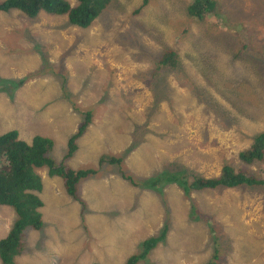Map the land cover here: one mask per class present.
<instances>
[{"label": "rangeland", "instance_id": "rangeland-1", "mask_svg": "<svg viewBox=\"0 0 264 264\" xmlns=\"http://www.w3.org/2000/svg\"><path fill=\"white\" fill-rule=\"evenodd\" d=\"M119 1L123 12L111 15L104 9L84 28L70 24L65 13L45 12L34 20L18 9L0 11V78L10 79L11 85L13 77H30L15 88L13 100L0 87V119L11 116L16 125L10 128L24 141L35 133L51 138L48 156L58 163L68 136L89 110L91 125L78 139L73 157L64 162L67 167L97 166L101 152L128 151L133 128L146 121L144 139L120 163L135 178L184 166L216 176L225 162L239 171L238 153L251 145L255 131L264 129V0H216L221 12L198 23H183L184 7L191 0ZM120 18L121 28L131 24L132 32H117L116 46L111 45L110 27ZM161 43L179 52L182 69L159 76L152 92L133 74L152 66ZM70 45L73 52L60 61L58 56ZM46 59L58 63L41 69ZM65 74L72 86L68 97L60 86ZM77 85L83 90L79 96L72 93L79 91ZM166 85L170 93L165 99L158 93ZM258 163H244L249 164L247 175L259 173L264 182V165ZM98 169L81 178L78 189L84 200L79 201L65 196L45 170H38L45 178L38 193L40 212L46 215L41 229L26 227L19 236L9 232L13 209L0 206V240L18 243L14 264H119L143 250L139 238L159 228L165 204L177 220L191 205L192 215L203 209L204 222H220L213 224V232L222 264H264V186L191 191L186 203L175 183L157 189L163 192L160 198L158 191L124 180L118 166L104 162ZM183 218L182 213L179 221L186 229L183 237L173 239L176 249L168 264H180L181 259L204 264L211 250L200 235L202 221ZM230 226L232 237L225 230ZM229 241L236 252L228 250ZM158 255V249L155 254L150 249L136 264H162Z\"/></svg>", "mask_w": 264, "mask_h": 264}, {"label": "trees", "instance_id": "trees-1", "mask_svg": "<svg viewBox=\"0 0 264 264\" xmlns=\"http://www.w3.org/2000/svg\"><path fill=\"white\" fill-rule=\"evenodd\" d=\"M147 1L148 0H142L143 3H146ZM216 6V0H191L184 7V12L187 16L195 19V21H198L203 20L204 16L207 14H219L221 11L216 9ZM40 8L56 14L65 13L68 16L70 24L80 26L82 28L89 26L104 9L108 10L111 15H113L114 11H124L119 0H76L74 5H71L67 0H0L1 11L6 12L10 9H18L32 19H35L38 14L37 10ZM127 17L128 20H130V16L127 15ZM121 19L122 18L117 20L118 22L115 26H111L113 22H110L111 31H109V36L111 35L112 40H110L109 43L111 45L116 46V42L118 41L117 32H122L124 30L132 32L131 24L130 28H121L123 22L120 21ZM108 27V25L105 26L106 29ZM15 33H22V31L19 32V30H15ZM31 35L29 40L32 36L36 39H40L35 33L32 36ZM135 36L136 34H134L132 38L134 39ZM24 37L28 39V34L26 32ZM128 43L131 46L132 42L128 41ZM40 44L43 46L42 41ZM156 49L158 50V56L153 61L152 66H149L150 68H138L133 74L134 78L144 82L146 86L152 90V92H155V88L161 80L159 76L165 75L166 71H181L182 69L180 54L174 47L161 43V45L156 47ZM72 52L73 50L70 45L69 51L67 49L65 52L61 53L60 56H58V59L60 61H64L62 60L63 56ZM57 63L58 61L51 63L46 59L41 66V69H45L44 65L52 66ZM47 69L48 68L45 70ZM19 78L20 77H13L11 79V85L9 84L10 79L0 78L1 93L5 97H9L13 100L17 91L15 88L23 84V81L26 82L30 77L25 75L24 79ZM62 80L64 86V82L68 80L67 74H65V79ZM79 93L80 92L76 93V95ZM169 93L170 86L166 85L158 94H162L166 99ZM204 106L206 107L205 104ZM210 110H213V108H210ZM82 117L83 118L79 123L77 130L68 136L66 151L63 155V159L70 157L74 153L77 147L75 142L76 139L85 133L92 121V114L89 110H86L82 114ZM146 124V121H144L140 125L138 124L133 128L134 134L131 143H129L130 149L128 151H124L118 155L113 154L112 152H101L98 159L99 165L101 166L102 163L105 162L118 166V172L124 180H128L134 187L158 191L160 198L163 195V192L157 189H159L162 185L165 186L169 183L177 184L180 189L184 191L186 198H188V195H190L189 192L191 191H200L204 189L224 190L231 187L236 188L238 186H264L263 176L259 173L256 175H247L249 164H244L252 163L251 165H259L258 161L261 160L264 165V129L255 131L252 136L251 145L242 149L238 153V158L241 164L239 171H237L231 163L225 162L220 169V173L216 176L205 177L201 173L190 170L184 166L178 167V170H172L165 174L153 171L149 173L147 177L135 178L133 174L126 172L120 163L125 159L128 152L132 150L138 142L144 139L142 128ZM51 146L52 141L50 139L39 135L34 136L30 144L16 141L15 133L13 131H8L0 136V157H3L2 154H4L8 159L6 168H1L0 164V206L8 205L12 207L14 215L9 232L16 231L18 236L26 227H35L37 229L42 228L43 222L40 220V212L38 209L43 205V203L36 194V192L41 190L42 182L40 175L36 173L35 168H46L49 175L56 174L62 176L65 180L66 192L74 198L76 197L75 193L79 183L78 180L84 177L87 178L91 174L95 173V170H93L91 166H86L84 169L72 170L70 167H65L63 161L56 163L47 155V151L51 148ZM253 169L251 168V170ZM248 189L251 190L250 188ZM160 200L162 201V199ZM165 205L167 206V204ZM166 206L164 209L165 212L169 210ZM208 227L212 234V242L216 245L218 240L214 236V226L212 224H208ZM168 231V226L164 224L162 225L158 235H149L142 239L140 245L143 247V250L137 254L132 253V255L127 256L122 264H136L138 260L143 257V255L145 256L149 252L150 249H155L154 247L158 242L164 240ZM17 246L18 243L14 239L8 238L4 241L0 240V262L2 264H14L13 259L16 255H18V250L14 252ZM217 258L218 255L216 254V249L213 248L212 255L206 264H214V259Z\"/></svg>", "mask_w": 264, "mask_h": 264}, {"label": "clouds", "instance_id": "clouds-1", "mask_svg": "<svg viewBox=\"0 0 264 264\" xmlns=\"http://www.w3.org/2000/svg\"><path fill=\"white\" fill-rule=\"evenodd\" d=\"M1 11V10H0ZM1 12H3V11H1ZM22 12V11H21ZM37 12H38V14H37V16L35 17V19H37L38 18V15H40V14H45V12L46 13H49V14H51V12H48V11H46L45 9H43V8H40L39 10H37ZM4 13V12H3ZM23 13V12H22ZM25 14V13H24ZM52 14H56V13H52ZM26 15V14H25ZM206 16V15H205ZM205 16H204V18H205ZM31 18V17H30ZM34 19V20H35ZM183 19V23H185L184 22V20L185 19H188V20H192V21H194L195 23H198V22H201L202 20H198V21H195V19H193V18H191V17H189V16H187V17H183L182 18ZM187 27H189V26H187V24H186V27L182 30L183 31V33H185V31H186V28ZM194 27V25H191L190 26V28H193ZM32 35L34 34V33H31ZM35 34H37V33H35ZM35 38V37H34ZM36 39V38H35ZM52 76V75H51ZM60 86H61V88H62V90H63V92H65V96L66 97H68V96H70L69 95V93H70V90L69 89H72V86H71V84H70V82H68V80L66 81V82H64V86H63V81H61L60 82ZM76 89H79V91H77V92H72V93H74V94H76V93H78V92H80L79 94H81L82 93V91H80V87L77 85V87H76ZM16 95H18L17 94V92L15 93ZM79 94L77 95V96H79ZM3 95V94H2ZM4 96V95H3ZM5 97V96H4ZM15 105L17 106V102L15 103ZM83 118V117H82ZM16 125V122L13 120V118L10 116V117H8L7 115H4V116H2L1 117V119H0V136H2V134H4V133H6V132H8V131H13L14 133H15V140L16 141H20V142H25V143H27V144H30L31 143V140H32V138L34 137V136H36V135H39V136H42V137H45V138H48V139H50L51 141H52V146H51V148H53V145H54V141L51 139V138H49V137H46V136H43V135H41V134H39V133H35L32 137H31V139H30V141H24L23 139H21L20 137H19V135H18V132H17V130L16 129H14V128H10V127H12V126H15ZM90 125H91V123H90ZM89 125V126H90ZM156 127V126H155ZM89 128V127H88ZM87 128V129H88ZM156 129H157V127H156ZM74 132V131H73ZM86 132V131H85ZM71 134V133H70ZM85 134V133H84ZM83 134V135H84ZM82 135V136H83ZM81 137V136H80ZM80 137H78L77 139H76V145H78V139L80 138ZM68 139V138H67ZM66 143H67V140H66ZM78 147V146H77ZM77 147H76V149H77ZM51 148L48 150V151H50L51 150ZM63 148V147H62ZM62 148H61V154L60 155H62L61 156V158L59 159V161H58V163L59 162H61V161H63V163L66 161V160H68V159H70L71 157H73V154L70 156V157H68V158H66V159H63V155H64V153H65V151H66V145H65V151L62 153ZM48 151H47V155H48ZM76 151V150H75ZM74 151V152H75ZM3 155V157L6 159V161H5V159L3 158V157H0V164H1V168H6L7 167V163H8V159L6 158V155H4V154H2ZM51 158V157H50ZM52 159V158H51ZM90 162H91V160H90ZM64 166H65V164H64ZM86 166H91L92 168H93V170H95V174H96V172H100V170L98 169L99 167H100V165H99V161H98V165L97 166H93V165H91V164H87V165H83V167H77V168H74V167H72V166H69L70 168H72V170H76V169H84V167H86ZM110 166H112L111 164H110ZM65 167H67V166H65ZM68 167V168H69ZM38 170H45L46 171V173H47V177H48V179H49V181L51 180H54L55 181V185H59L61 188H63L65 191V196H68L69 198L71 197V199H73V200H75V201H79V200H84V198L81 196V194H80V192H79V189H78V185H77V191H76V193H75V198L73 197V196H71V195H69L67 192H66V189H65V180L63 179V177L62 176H60V175H56V174H54V175H49L48 174V172H47V169L46 168H35V171H36V173H38L39 175H40V178H41V182H42V186H43V181L42 180H44L45 178L43 177V175L42 174H40L39 172H38ZM92 175V174H91ZM91 175L89 176V177H91ZM80 180H81V178L78 180V182H80ZM79 184V183H78ZM232 188V187H231ZM231 188H227V189H231ZM234 188V187H233ZM227 189H224V190H227ZM41 190H42V188H41ZM41 190L40 191H38V192H36V194L38 195V193H40L41 192ZM191 195V194H190ZM39 197V196H38ZM40 198V197H39ZM40 200L42 201V199L40 198ZM184 201L187 203L188 201H189V199L188 198H186L185 197V199H184ZM42 203H43V201H42ZM167 208H168V206H166ZM190 207H191V205L190 206H187L186 207V210L184 211V212H182L184 215H185V218H183L182 220H186V219H190V218H192L193 216L194 217H198L201 221H202V233L200 234L201 236H205V243L206 244H208L209 246H210V250H211V253H210V255L205 259V263L204 264H206L207 263V261L209 260V258L211 257V255H212V252H213V248H215L216 249V254L218 255V258L217 259H214V264H222V256L220 255V250H218L219 248H220V243H219V241L217 242V244L216 245H214L213 244V242H212V234H211V232H210V229H209V227H208V224H214V223H220V222H217L216 221V219L213 221V222H211V220H209V222H207V221H203V220H205L207 217H206V214L203 212V209H201L200 210V212L198 213V214H196V215H192V213L190 212ZM41 208H43V205L38 209L39 210V212H40V209ZM165 209V208H164ZM182 213H180V215H179V217H180V219L182 218ZM174 210H167V212H165L164 210H163V213H162V222L160 223V226H159V228H157V230L156 231H154V232H152V233H149L147 236H149V235H158L159 234V232H160V230H161V228H162V225H164V224H166L167 226H168V228H169V231L167 232V234L165 235V237H164V240H162V241H160V242H158L157 243V245L154 247L155 249H153L154 250V254H155V250L156 249H158V256L156 257V258H160L159 260L160 261H162L163 263L162 264H168V257H169V255H173L174 256V250L176 249V248H174V247H171L172 246V243H173V239H175V238H178V237H183V233H181V231L182 230H184V229H186V227L184 226V227H182L181 225H183V223H180V219L179 220H177L176 218H174ZM47 215H49V214H47ZM203 216H205V217H203ZM46 217V215H43L42 216V213L40 212V220L42 221V222H44V218ZM48 217H50V215L48 216ZM12 222V221H11ZM45 223V222H44ZM47 224V223H46ZM232 227L233 226H230L228 229H225L226 231H228L229 233H230V235H231V237H232V232H233V229H232ZM225 228V227H224ZM146 236V237H147ZM230 237V238H231ZM145 237H140L139 238V241L141 242V240L142 239H144ZM218 240V239H217ZM139 242V243H140ZM138 243V244H139ZM228 250H231V252H234L235 250H237L236 249V247L234 246V245H232L231 244V242L229 241V243H228ZM162 251H161V250ZM224 252L226 251V250H223ZM236 252V251H235ZM132 255V254H131ZM129 256V255H128ZM123 259V258H122ZM235 262H236V260H232L229 264H235ZM123 262L121 261V263H119V264H122ZM100 264V263H99ZM102 264V263H101ZM180 264H188V261H185L184 263H183V261H182V259L180 260Z\"/></svg>", "mask_w": 264, "mask_h": 264}]
</instances>
